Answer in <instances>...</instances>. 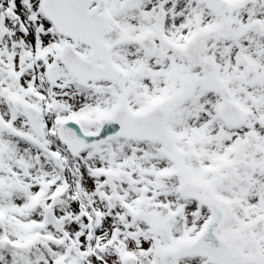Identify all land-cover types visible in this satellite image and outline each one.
<instances>
[{
	"label": "snow or ice",
	"instance_id": "snow-or-ice-1",
	"mask_svg": "<svg viewBox=\"0 0 264 264\" xmlns=\"http://www.w3.org/2000/svg\"><path fill=\"white\" fill-rule=\"evenodd\" d=\"M0 264H264V0H0Z\"/></svg>",
	"mask_w": 264,
	"mask_h": 264
}]
</instances>
